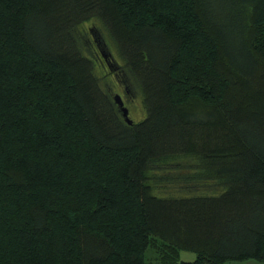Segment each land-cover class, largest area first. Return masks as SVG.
Here are the masks:
<instances>
[{
  "label": "trees",
  "instance_id": "obj_1",
  "mask_svg": "<svg viewBox=\"0 0 264 264\" xmlns=\"http://www.w3.org/2000/svg\"><path fill=\"white\" fill-rule=\"evenodd\" d=\"M110 81L126 108L140 92L143 119ZM251 259L264 0H0V264Z\"/></svg>",
  "mask_w": 264,
  "mask_h": 264
},
{
  "label": "rangeland",
  "instance_id": "obj_2",
  "mask_svg": "<svg viewBox=\"0 0 264 264\" xmlns=\"http://www.w3.org/2000/svg\"><path fill=\"white\" fill-rule=\"evenodd\" d=\"M226 2V0H224ZM95 26V25H94ZM106 48L108 49L110 53V61L111 62H116L117 61V51L113 43H108L106 44ZM108 90L111 92V94L114 96L116 94L121 93V85H117L114 81H110V85H108ZM134 92L130 93L129 97L127 98V107L130 110V119L135 120V121H140L141 119L144 118L145 116V110L144 106L142 103V98L140 96V92L137 90H133ZM157 195L164 196V197H184V196H192L195 194V192L187 191V190H177L174 188H165L159 185L156 187V192ZM193 253L190 252H182L181 253V259L183 260H188L193 257Z\"/></svg>",
  "mask_w": 264,
  "mask_h": 264
},
{
  "label": "water",
  "instance_id": "obj_3",
  "mask_svg": "<svg viewBox=\"0 0 264 264\" xmlns=\"http://www.w3.org/2000/svg\"><path fill=\"white\" fill-rule=\"evenodd\" d=\"M115 102L120 106L123 116L128 124H133V121L129 118V109L124 106V102L120 94L114 95Z\"/></svg>",
  "mask_w": 264,
  "mask_h": 264
},
{
  "label": "crops",
  "instance_id": "obj_4",
  "mask_svg": "<svg viewBox=\"0 0 264 264\" xmlns=\"http://www.w3.org/2000/svg\"><path fill=\"white\" fill-rule=\"evenodd\" d=\"M224 264H264V262L251 259V260H245V261H230Z\"/></svg>",
  "mask_w": 264,
  "mask_h": 264
},
{
  "label": "flooded vegetation",
  "instance_id": "obj_5",
  "mask_svg": "<svg viewBox=\"0 0 264 264\" xmlns=\"http://www.w3.org/2000/svg\"><path fill=\"white\" fill-rule=\"evenodd\" d=\"M106 64H108L107 61H106ZM120 94H121V96H124L125 95V90L121 88V93Z\"/></svg>",
  "mask_w": 264,
  "mask_h": 264
},
{
  "label": "bare ground",
  "instance_id": "obj_6",
  "mask_svg": "<svg viewBox=\"0 0 264 264\" xmlns=\"http://www.w3.org/2000/svg\"><path fill=\"white\" fill-rule=\"evenodd\" d=\"M130 118V117H129ZM132 120V119H131ZM133 121V120H132Z\"/></svg>",
  "mask_w": 264,
  "mask_h": 264
}]
</instances>
